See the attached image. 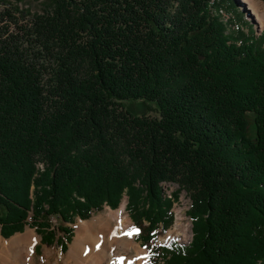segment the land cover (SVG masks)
Here are the masks:
<instances>
[{
	"label": "trees",
	"instance_id": "1",
	"mask_svg": "<svg viewBox=\"0 0 264 264\" xmlns=\"http://www.w3.org/2000/svg\"><path fill=\"white\" fill-rule=\"evenodd\" d=\"M42 5L33 38L0 41V237L28 226L64 254L125 198L147 264H264V31L237 0ZM182 193L191 242L156 245Z\"/></svg>",
	"mask_w": 264,
	"mask_h": 264
},
{
	"label": "rangeland",
	"instance_id": "2",
	"mask_svg": "<svg viewBox=\"0 0 264 264\" xmlns=\"http://www.w3.org/2000/svg\"><path fill=\"white\" fill-rule=\"evenodd\" d=\"M2 1H5V3L9 6L10 5L13 6V7L10 6L13 9V11H12V9H9V10H7V12L11 11V13H14L16 15L15 17L17 19H19L20 21L23 20L22 24L19 25V28H24V29L27 28V30H26L27 33H25V34L29 35V37H28L29 40L31 38H33L32 28L29 26L28 27L25 26V24L35 22V17L42 14V6H43L42 3L44 0H2ZM237 1L239 4L238 9L243 10V13L245 15L244 21L246 22L247 26L244 24L243 28L246 29L245 27H248V26L251 27L250 25H252L253 31L257 35H260L261 34L260 32L264 31V21H262V19L260 20V18H258L259 20L255 19L253 14H251V12L247 10V6L244 4L246 2H241L240 0H237ZM0 3H1V0H0ZM2 3H3L2 5H5L4 2H2ZM262 4L263 3L258 0V1H256V3L254 5H258V6L262 7V6H264V4L263 5ZM254 7H256V6H254ZM263 8L264 7H262V9ZM0 10H2V9L0 8ZM15 10H17L19 13H17ZM229 15H231V14L229 13ZM25 34L23 33L22 36L24 37ZM22 41L23 40L21 39V42L19 44L22 43L23 47H26V44L23 43ZM29 42L31 44L33 43L32 41H29ZM38 60L40 61L41 64H43V66L45 68H47L46 72H44V73H46L47 75H49V73L51 74V69L53 70L52 60L48 59L47 57H45L43 59H38ZM47 75H45V77H44L45 79L47 78ZM146 104H147L146 106H150V107L154 106L153 103H146ZM146 106H144L140 101H126V102H124V108L126 110H128L130 113H135V115H138V116L146 113V109H145ZM147 115L154 117L155 112H149L148 111ZM248 130H249V132H248L249 136L252 137L253 136V126L250 125ZM176 188H177L176 185L165 184V186H163V193H164V195H167L171 191H174ZM124 200H126V204H127V199L124 198L116 210H111L108 207H105L101 212L93 214L88 220L82 221V220L76 219L75 223L72 225L73 230H74L72 241L70 244H68V249H67L66 253H64V254H62L60 252L59 248L56 246L46 247V246L40 245V236L35 232L34 228H30L28 226H25L24 230L21 233H16L8 239H3L0 237V264H9V263L13 262V259H15L16 256L18 255V252H16L17 251L16 246L18 245L20 240H24V239H29L31 242L30 246H28V248H26V251L24 252V260H23L24 264H26L25 262L28 260H29L28 264H74L69 259L70 258L69 252H70L71 245L74 241V238L76 237V231H77L76 225H78L80 222H88V221H91L93 219L100 218L101 216L106 217V218L111 217V216L113 217L112 214H114L120 208V206L122 205ZM189 206H190V201H189L188 197L185 195V193H182L179 197L178 203H175V205H173V208L171 210L173 213L174 221H173V224L171 225L170 229H168L165 232H162L159 229L155 232L157 245L169 246V244L171 242H175V243L180 244V245H186L187 243H189V241L192 237L191 223H190L189 218L186 215V212L189 209ZM124 213H125L124 215H126L129 218L126 211ZM130 221H131V219H130ZM176 221L179 222L182 227H185L188 230V233L186 234L187 240L185 242H181V241L176 240V239H170V240L165 239L167 233L169 231H171L174 228V226L176 225ZM51 222L54 226H57L60 224L55 219H52ZM131 223H132V221H131ZM133 229H136L138 233L140 232V230L135 228L134 224L132 223V227L130 229L129 237L132 236V238L134 239L136 234H133V232H131ZM23 237H24V239H23ZM134 242L139 244L142 249H145L147 251V254H148V250L145 247H142L140 242L135 241V239H134ZM119 247L120 248H118V246L115 244V246H113L112 249H110L111 246H109V243L107 241H104V244H102V243L97 244L96 248L94 249V252H97L99 249L100 250L110 249V251L113 253L114 251L115 252L118 251V249L120 250L121 246H119ZM87 253L89 255L91 253V251L88 250ZM148 262L149 261H148V255H147L146 263H148Z\"/></svg>",
	"mask_w": 264,
	"mask_h": 264
},
{
	"label": "bare ground",
	"instance_id": "3",
	"mask_svg": "<svg viewBox=\"0 0 264 264\" xmlns=\"http://www.w3.org/2000/svg\"><path fill=\"white\" fill-rule=\"evenodd\" d=\"M244 3L255 19L264 21V8L260 7V16L255 7L254 1L256 0H240ZM263 5V4H262ZM126 200L123 201L120 208L112 214L113 217H100L88 222H80L76 225V237L71 245L69 252V259L74 264H145L147 261V251L142 249L139 244L134 242V239L129 237L132 223L130 219L124 215ZM132 232V231H131ZM188 230L182 227L176 221L174 228L166 235V240L176 239L181 242L187 240L186 234ZM24 239V237H23ZM19 241V240H18ZM104 241L109 243L112 249L115 244L121 249L114 251L110 249H102L94 252L97 244ZM106 243V242H105ZM29 239L20 240L16 246L18 255L13 262L9 264H24V252L30 246ZM102 247V246H101ZM13 248V247H12ZM15 248V247H14ZM15 250V249H14ZM88 250L91 253L88 255ZM15 252V253H16ZM15 255V254H14ZM29 263V260L25 262Z\"/></svg>",
	"mask_w": 264,
	"mask_h": 264
},
{
	"label": "built area",
	"instance_id": "4",
	"mask_svg": "<svg viewBox=\"0 0 264 264\" xmlns=\"http://www.w3.org/2000/svg\"><path fill=\"white\" fill-rule=\"evenodd\" d=\"M2 2L5 3V1L1 0V3H0V8L2 9V10H0V41H2V39L7 37V35L10 34V33L21 34L20 30L24 29V28H19V25L22 24L23 20L20 21L19 19H17L15 17L16 15L14 13H11V11L9 12L10 15H11V19L7 18L5 16V13L7 12V10L12 9L11 7H13V6L10 5L11 6L10 7L6 3H5V5H2L3 4ZM12 11H13V9H12ZM15 11L17 13H19L17 10H15ZM32 24H33V22L29 23V24H25V26L31 27ZM39 168H42V167L39 166ZM164 186H165V184H164ZM171 192L169 194H167L166 196L170 197Z\"/></svg>",
	"mask_w": 264,
	"mask_h": 264
},
{
	"label": "crops",
	"instance_id": "5",
	"mask_svg": "<svg viewBox=\"0 0 264 264\" xmlns=\"http://www.w3.org/2000/svg\"><path fill=\"white\" fill-rule=\"evenodd\" d=\"M256 1H258V0H256ZM256 1H254V4L256 3ZM254 4H253V5H254ZM255 6L257 7L256 9H257V11H258V13H259V16H260V6H258V5H255ZM253 7H254V6H253ZM254 8H255V7H254Z\"/></svg>",
	"mask_w": 264,
	"mask_h": 264
},
{
	"label": "snow or ice",
	"instance_id": "6",
	"mask_svg": "<svg viewBox=\"0 0 264 264\" xmlns=\"http://www.w3.org/2000/svg\"><path fill=\"white\" fill-rule=\"evenodd\" d=\"M132 232H133V234H138L136 229H133Z\"/></svg>",
	"mask_w": 264,
	"mask_h": 264
},
{
	"label": "water",
	"instance_id": "7",
	"mask_svg": "<svg viewBox=\"0 0 264 264\" xmlns=\"http://www.w3.org/2000/svg\"><path fill=\"white\" fill-rule=\"evenodd\" d=\"M248 10V9H247Z\"/></svg>",
	"mask_w": 264,
	"mask_h": 264
}]
</instances>
